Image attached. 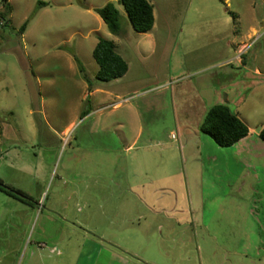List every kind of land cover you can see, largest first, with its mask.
Segmentation results:
<instances>
[{"label":"rangeland","instance_id":"obj_1","mask_svg":"<svg viewBox=\"0 0 264 264\" xmlns=\"http://www.w3.org/2000/svg\"><path fill=\"white\" fill-rule=\"evenodd\" d=\"M147 1L154 26L136 33L120 0H8L9 21L0 24V181L66 222L51 224L69 230L64 264L95 260L75 259L74 227L142 264H264V196L252 203L251 193L264 189V158L243 166L198 131L205 113L192 105L216 87L204 110L227 105L258 138L264 81L253 89L218 81L221 63L236 56L264 70V0ZM108 3L122 16L118 36L95 12ZM99 39L128 63L123 78L96 79ZM18 211L4 206L0 244L20 241L27 217ZM98 264L116 263L101 256Z\"/></svg>","mask_w":264,"mask_h":264},{"label":"crops","instance_id":"obj_2","mask_svg":"<svg viewBox=\"0 0 264 264\" xmlns=\"http://www.w3.org/2000/svg\"><path fill=\"white\" fill-rule=\"evenodd\" d=\"M228 1L229 0H225V2ZM249 9L253 13L255 11V5H252ZM223 19L225 20L226 18L224 17ZM233 19L236 20L237 16H234ZM207 21L214 22L215 18L210 20L207 19ZM254 21L255 19H253V22ZM260 21L264 22L263 19H261ZM254 24L255 23L251 25V36L254 35L256 32L253 29ZM249 36L250 35H248L247 37L249 38ZM238 46V52L240 54L243 53L244 49L246 48V44L241 43V45L238 44ZM246 64L247 63L245 62V60L238 56L230 60L227 59L226 61L221 63V72L219 73V77L221 78L218 81L220 86L225 85L224 87L231 86L232 88L241 86L243 88L247 87L249 89H253L255 87L260 86L264 81V70L258 67L252 69ZM235 72H243V75H247V78H236ZM247 79L248 82H245ZM215 88L216 87H212V89L206 91L203 96L197 98L194 104H192L194 107H198L203 110L205 115L209 108L214 105H217L212 104L207 111H205L206 109L204 110V107L208 106L206 104V101H211L212 98L216 95L217 90ZM92 94L93 92L89 93L88 97H90ZM85 98L86 95L83 96V100ZM241 101H243L242 98H240L237 103ZM236 115L249 128L248 123L244 119H242L238 114ZM200 124L201 123H199L198 126H200ZM198 131L200 132L199 127ZM228 149L234 151L233 153L235 156H237L238 161L242 163L245 167L252 166L253 168H257L258 166H260V159L264 158V141L260 139L259 135L258 138L254 139L251 129H249L248 136L245 139ZM244 186L245 185H239V192L242 191ZM251 193L254 196L252 199V203H254L256 201L255 196H264V189H257L256 187V189H252ZM24 195L28 198V200H30L29 203H24L22 201L16 200L0 192V224L2 223V211L5 205L14 206L15 208H18L19 213L17 214H19L23 218L27 217V227L24 228L23 231L19 234L22 236L20 241L16 244H0V264H64L63 257H65V255H62L64 253L63 248L66 245L65 243L68 242L69 237L67 236L65 238L66 241H63L61 239L64 233L65 235H68L69 230L67 227L63 228L62 226H59L55 230H51V224L54 223V219H57L62 224L66 222L59 220V218L50 210L37 212L33 207L36 206V203L34 202L32 197L27 194ZM31 200H33L34 203ZM36 202L39 203L40 200ZM40 219L41 223L36 234V227ZM74 229L80 231L81 233L79 238L80 244L78 245V251L76 253L75 259L80 260L83 258L82 262H85L86 259L91 260L93 257V259L95 258V260L94 263H92L98 264V260L101 258V256H103L108 261H115L116 264H135V261L137 263H140L136 260V257H131L129 254L123 253L117 248L113 247L114 245L111 246L110 243H105V241L101 239L103 238L102 236L98 235V237H95L94 235H92V233L90 234L84 232V230L82 229L75 227ZM28 232L29 238L27 239L26 236ZM9 254H14V258L10 262H8L7 260ZM53 256H56L57 259H53ZM133 256H136V254ZM140 264H142V262Z\"/></svg>","mask_w":264,"mask_h":264},{"label":"trees","instance_id":"obj_3","mask_svg":"<svg viewBox=\"0 0 264 264\" xmlns=\"http://www.w3.org/2000/svg\"><path fill=\"white\" fill-rule=\"evenodd\" d=\"M120 3L127 15V19L136 33H147L154 26V7L147 0H120ZM46 4H41V7ZM97 15L102 19L108 31L118 36L122 32V16L114 4L108 3L103 8L95 9ZM11 14V6L8 0H0V24L6 25ZM28 25L26 21L20 28L23 34ZM92 57L98 65L96 79L103 83L123 78L128 72V63L117 53V48L112 41L99 39L92 51ZM81 72H84L80 61L75 57ZM88 113L83 112L82 117ZM202 134L210 137L220 148H230L248 136L249 128L241 121L231 109L224 104H217L209 108L203 121L199 126ZM259 137L264 141V128L259 133ZM0 192L6 195L29 203L30 200L20 191L4 185L0 181ZM21 195L22 197L17 196Z\"/></svg>","mask_w":264,"mask_h":264},{"label":"water","instance_id":"obj_4","mask_svg":"<svg viewBox=\"0 0 264 264\" xmlns=\"http://www.w3.org/2000/svg\"><path fill=\"white\" fill-rule=\"evenodd\" d=\"M263 129V128H262ZM17 196H19V197H22L21 195H19V194H16ZM22 198H24V197H22Z\"/></svg>","mask_w":264,"mask_h":264}]
</instances>
